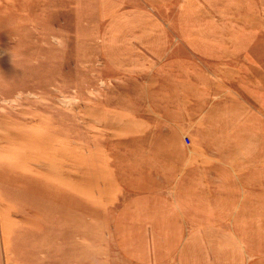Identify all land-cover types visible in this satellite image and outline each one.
<instances>
[{
    "label": "crops",
    "instance_id": "obj_1",
    "mask_svg": "<svg viewBox=\"0 0 264 264\" xmlns=\"http://www.w3.org/2000/svg\"><path fill=\"white\" fill-rule=\"evenodd\" d=\"M97 13L117 250L132 264H264L259 1L98 0Z\"/></svg>",
    "mask_w": 264,
    "mask_h": 264
},
{
    "label": "rangeland",
    "instance_id": "obj_2",
    "mask_svg": "<svg viewBox=\"0 0 264 264\" xmlns=\"http://www.w3.org/2000/svg\"><path fill=\"white\" fill-rule=\"evenodd\" d=\"M97 7L0 0V264H132L101 165L114 122L100 105Z\"/></svg>",
    "mask_w": 264,
    "mask_h": 264
}]
</instances>
